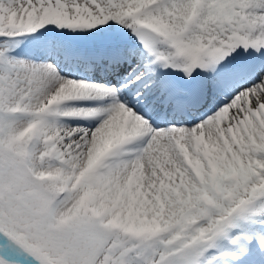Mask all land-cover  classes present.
<instances>
[{
    "label": "rangeland",
    "instance_id": "rangeland-1",
    "mask_svg": "<svg viewBox=\"0 0 264 264\" xmlns=\"http://www.w3.org/2000/svg\"><path fill=\"white\" fill-rule=\"evenodd\" d=\"M155 1L148 5L143 0H0V220L9 219L18 229V235L0 229V264L20 263L8 244L39 264H58L66 255L74 264H220L222 259H216L211 251L224 246L227 226L234 218L258 215L264 226V174L253 163L260 148L258 140L248 142L227 134L222 143L203 147V162L195 160L188 168L183 165L176 170L175 156L183 151H178L182 148L178 124L170 119L155 124L161 129L156 140L176 139L177 148L164 154L152 144L132 163L124 159L122 146H114L96 168L82 166L68 146H55L49 137L50 129L58 127V119L50 116L57 109L48 111L40 100L43 93L29 78L37 59L26 52L39 45L44 35L55 33L66 40L72 32L83 49L100 40L110 42V47L119 39L138 45L134 29L142 24L161 25L172 36L168 48L176 44L180 55L193 41L199 44L194 56L211 65L210 58L252 42L255 29L247 21L246 11L264 0H213L198 23L185 17L179 21L163 0ZM116 11L123 13L120 29L95 25ZM42 24H48L47 29L54 33L42 32ZM81 66L78 69L83 70ZM134 68V80L144 78L145 68ZM252 80L238 83L236 90L260 78ZM126 89L132 98L138 97L134 86ZM217 94L212 89L210 97L214 100ZM153 96L151 92L149 97ZM209 103L207 112L197 120L220 118L219 109ZM21 108L23 116L15 118ZM8 118L12 127L39 122L25 135L12 138L4 132ZM46 119L52 123H43ZM258 130L264 138V123ZM229 157L235 162L227 170ZM52 158L69 164L74 172L70 179L49 177L44 167ZM207 162L216 172V185L205 178ZM142 163L157 167L153 175L160 177V182L155 186L143 179L151 169L138 172ZM98 171L103 174L99 182L95 181ZM135 196L144 203L141 212L136 209ZM72 197H76L77 206L64 213Z\"/></svg>",
    "mask_w": 264,
    "mask_h": 264
},
{
    "label": "bare ground",
    "instance_id": "bare-ground-1",
    "mask_svg": "<svg viewBox=\"0 0 264 264\" xmlns=\"http://www.w3.org/2000/svg\"><path fill=\"white\" fill-rule=\"evenodd\" d=\"M143 1L152 5L155 0ZM212 1L166 0L165 3L166 7L172 8L177 14L179 21L184 20L185 17V20L198 23L205 17V12ZM120 17H123V13L118 11L113 17L109 16L95 25L120 29ZM246 19L255 29L252 37L258 40V51L261 52V60H263L264 1H261L257 7L251 6L246 11ZM42 27L45 28L42 32L54 33L47 29L48 24H42ZM150 27L157 30L162 38V43L151 48L152 50L141 44H130L126 39H119L115 45L107 46L104 51L99 49L97 43L96 51L91 55L88 45L82 49L80 44L75 45L69 39L63 40L55 33L49 37L44 35L39 45L26 50L28 55L37 59L29 72L32 85L43 93L40 100L48 106V111L57 109L55 115H50L58 119V127L50 129L52 133L49 136L55 142V146H68L69 153H74V159L78 158L82 166L95 168L112 148L122 146L124 159L127 163H132L152 144L159 146L164 154H170L177 148L176 139L166 140L161 137L159 141L156 140L161 134V129L155 127V124H158V120L170 119L178 124V143L181 141L179 146L182 147L178 148V151L179 149L183 151L180 156H175L176 170H181L183 165L188 168L195 160L203 162L206 159L203 147L212 142L222 143L228 134L239 136L248 142L258 140L257 146L260 148L255 151L257 157H253V163L255 169L264 174V138L258 130L264 123V73H262L264 63L259 67L244 64L233 66L225 61L218 65L213 64L208 70L215 76L213 82L219 87L216 88L218 94L215 99L213 100L209 93L205 95L196 93L198 110L192 113L193 117L185 116L184 113L172 114L169 117L166 108L168 100L158 101L156 98L153 101V98L149 97L151 92L156 93L162 88L161 81L168 76L167 72H162L165 63L156 57L163 55L189 66L194 53L199 50V44L193 41L187 43L183 55L176 59V53L181 48L177 50L167 47V40L172 37L171 33L166 32L161 25ZM159 29L168 35L165 36ZM131 62L136 64L129 65ZM80 65L83 70L79 71ZM137 66L145 68L147 73L144 78L135 81L133 69ZM257 78L260 80L253 82ZM246 80H252L253 83L236 90L238 83ZM131 86L136 88L138 97L132 98V93L126 89ZM209 101L213 103L211 108L219 109L220 118L209 116L205 121L197 120L203 111L207 112ZM22 110L21 108L18 113L17 111L16 114L14 113L15 118L23 116ZM4 121L5 136L12 138L25 135L39 122L31 120L30 123L20 127H12L9 118ZM51 121L46 119L43 123H52ZM61 123L73 126H64ZM59 160L52 158V162L44 167L49 177H54L55 180L58 177L70 179L74 172L69 168V164L64 162L61 164ZM234 162L233 157L228 158L227 170ZM148 165L149 163L139 164L138 172L140 169L146 171L151 169L149 176H142L146 182L155 186L160 182V177L153 175L158 172L157 167L149 168ZM39 169V166L36 167V171ZM97 174L95 181L99 182L103 174L100 171ZM205 178L211 185H216V172L208 162ZM135 197H138L135 199L136 209L141 212L145 207L144 203L141 204L140 196ZM68 206L63 210L64 213L72 212L77 206L76 197L69 200ZM259 219L256 215L252 218L246 216L245 219L232 220L227 226L228 233L224 246L211 251L216 259H222L220 264H264V246L260 245L264 238V226ZM258 256H263L262 260L258 259Z\"/></svg>",
    "mask_w": 264,
    "mask_h": 264
},
{
    "label": "water",
    "instance_id": "water-1",
    "mask_svg": "<svg viewBox=\"0 0 264 264\" xmlns=\"http://www.w3.org/2000/svg\"><path fill=\"white\" fill-rule=\"evenodd\" d=\"M149 30H151V29H149L148 27H146V26H141L140 28H138L136 31H134V35L136 36V37H138V38H140L141 40H143V42H145V43H148L150 46H153V45H155L157 42H158V36L156 35V39H155V41L153 42V43H149V42H147V40L146 39H144V37H142V36H144V33L146 32V31H149ZM140 36V37H139ZM171 65V64H170ZM179 67V66H178ZM176 67L175 66H172V69L174 70ZM19 258L21 259V261L22 262H24L25 264H39V263H37V262H35V261H33V260H31V259H29V258H27V257H25V256H23L22 254H20V256H19Z\"/></svg>",
    "mask_w": 264,
    "mask_h": 264
},
{
    "label": "trees",
    "instance_id": "trees-1",
    "mask_svg": "<svg viewBox=\"0 0 264 264\" xmlns=\"http://www.w3.org/2000/svg\"><path fill=\"white\" fill-rule=\"evenodd\" d=\"M5 210V209H4ZM5 217H7V216H5ZM11 220H13L12 218H11ZM15 221V220H14ZM0 224L2 225H4V229L9 233V232H11L13 235H18V229L17 228H15V227H12V225L13 224H10V220L8 219V221H5L4 219H1L0 220ZM2 225V226H3ZM26 228H28V227H26ZM22 231H20L19 230V235H20V233H21ZM21 236V235H20ZM79 263H82V264H91L90 262H87V263H84V262H78L77 264H79ZM58 264H74V263H72V261L70 260V257H69V255H66V256H64L62 259H60V261L58 262Z\"/></svg>",
    "mask_w": 264,
    "mask_h": 264
}]
</instances>
